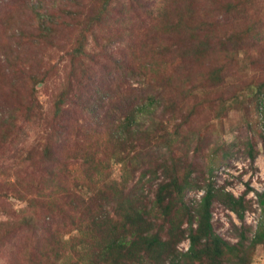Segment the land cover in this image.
<instances>
[{"label":"trees","instance_id":"16d2710c","mask_svg":"<svg viewBox=\"0 0 264 264\" xmlns=\"http://www.w3.org/2000/svg\"><path fill=\"white\" fill-rule=\"evenodd\" d=\"M21 3L33 16L20 18L12 1L0 0V159L1 150H17L18 130L42 117L43 94L49 109L44 139L17 176L0 169V210L9 217L0 222V264H253L264 250V191L257 230L251 237L249 226L234 224L232 242L217 233L212 205L244 221L247 192L200 183L193 159L207 147L212 174L231 155L195 121L203 96H216L240 48L264 30V0ZM120 17L128 27L121 38L113 35ZM11 29L23 34L16 43ZM257 87L244 144L252 159L264 140V81ZM201 188L191 206L187 191Z\"/></svg>","mask_w":264,"mask_h":264},{"label":"rangeland","instance_id":"374dc122","mask_svg":"<svg viewBox=\"0 0 264 264\" xmlns=\"http://www.w3.org/2000/svg\"><path fill=\"white\" fill-rule=\"evenodd\" d=\"M10 1L14 4L8 9L14 10L17 8V12L21 14L18 17L20 16V18L26 19L33 16L29 10L26 13L25 3H21V0ZM197 1L200 4L204 3L206 5V0ZM51 2L52 0H33V3L37 4V6L38 4L41 5L42 8H47ZM2 12L0 13L2 14ZM253 15L257 18L258 12H254ZM123 20L120 17L113 32V35L119 38L125 36L128 32V27L124 24L127 20L125 22ZM233 21L237 23L236 27L238 28H242V26L247 24V19H241L240 22L236 19ZM14 32L16 34L13 35V29H11L10 34H12V37L10 38V42L12 43H16L20 36L23 35L19 34V31ZM249 40V48H240L238 56L233 61L238 68H233L232 71L228 72V76L225 78V84L217 89L216 96H203L205 112L202 113L203 115L200 121L199 119L195 121L197 123L196 126H200L201 135L207 136L206 140H209V142L212 141L215 144L224 142L228 146L231 155L227 161L218 166L216 165L212 174H210L205 169L211 153L209 150H206L207 147L202 149L200 151L202 153H196L193 159L195 164L193 177H199L198 180L203 184L205 183L204 178L207 181L210 179L214 182L216 188L232 191L238 196L247 192L246 196L252 203V208L246 211L244 221L239 220L236 213L229 210L218 200L213 203L215 229L217 233L232 242L239 240L234 224L239 227L242 225L249 226L251 228L250 236L252 237L258 228L263 213L259 203V192L264 191V140L260 139L258 141L257 149L259 150V154L255 159L251 158L244 144L247 137L253 135V131L248 129L247 123H255V112L254 116H251L253 113V103L255 102L254 96L258 90L257 85L261 81H264V56L261 55V51L264 53V30L259 36H250ZM259 46L262 47L261 51L258 50ZM51 59L58 66L63 64L62 60L58 59V56H52ZM254 62L257 64H253ZM248 68L253 69L248 70ZM254 73H256L257 77L253 78ZM235 93L237 95L239 94L240 99L238 102L233 100L234 98L231 96L228 97V95H235ZM40 100L41 111L43 113L42 117L33 124L25 125L18 130L16 136L17 150L15 152L7 148L5 151L1 150L0 169L6 171L7 179H14L15 175L17 176L19 170L22 168L23 158L33 147L41 144L44 139L47 129L46 115L44 114L49 109L48 95L43 94ZM204 121L207 122L206 126H202ZM172 124V122H168L167 127L171 128ZM116 176H119V169L116 170ZM204 193L205 189L203 188L191 189L186 193V201L191 206H195ZM12 200L16 207H20L21 205L25 206L24 201ZM6 220H9V217L5 212L0 210V222ZM178 247L181 251H187L189 248V239L181 242ZM254 258L253 264H264L263 247L259 246L257 248Z\"/></svg>","mask_w":264,"mask_h":264},{"label":"built area","instance_id":"2783aa9c","mask_svg":"<svg viewBox=\"0 0 264 264\" xmlns=\"http://www.w3.org/2000/svg\"><path fill=\"white\" fill-rule=\"evenodd\" d=\"M259 119H260V126L264 130V95L261 97L260 100V108H259Z\"/></svg>","mask_w":264,"mask_h":264}]
</instances>
